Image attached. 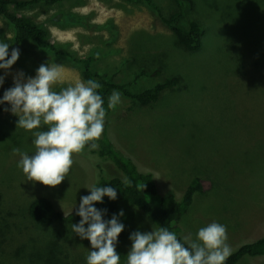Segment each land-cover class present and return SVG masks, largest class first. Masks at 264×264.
Segmentation results:
<instances>
[{
    "label": "rangeland",
    "instance_id": "374dc122",
    "mask_svg": "<svg viewBox=\"0 0 264 264\" xmlns=\"http://www.w3.org/2000/svg\"><path fill=\"white\" fill-rule=\"evenodd\" d=\"M194 1L192 9L183 1L182 24H203L206 33L198 52L179 46L161 20L178 11L175 0H151L159 11L146 2L64 0L22 14L44 25L60 49L92 57L94 70L117 83H132L133 93L179 79L146 107L121 97L118 108L106 115L103 133L127 161L153 174L161 195L172 193L182 201L193 179L212 181L209 192L194 195L180 223L181 236L195 239L201 227L219 222L227 226L233 253L264 237V0ZM4 39L10 43L13 32L0 17ZM32 46L19 49L20 58L2 88L13 87L19 73L34 77L41 64L62 66L63 82L53 90L85 81L78 66ZM144 70L147 74L137 79ZM18 119L6 111L0 116V264H32V255L33 264H45L53 241L64 252L63 262L86 264L90 241L73 233V224L43 228L28 209L35 199L48 198L61 212L77 210L80 198L96 186L95 156L85 152L87 147L73 154L70 172L58 186L27 181L13 149L33 154L34 136L17 128ZM105 166L107 176L118 173L109 161ZM121 210L125 229L116 251L120 264H126L130 234L154 227L141 210L122 203L115 214ZM238 264H264V256L244 257Z\"/></svg>",
    "mask_w": 264,
    "mask_h": 264
},
{
    "label": "clouds",
    "instance_id": "9594fccd",
    "mask_svg": "<svg viewBox=\"0 0 264 264\" xmlns=\"http://www.w3.org/2000/svg\"><path fill=\"white\" fill-rule=\"evenodd\" d=\"M7 39V38H6ZM0 40V87L20 58V50ZM63 82L60 64H41L34 77L19 73L14 86L0 97V106L9 105L4 111L17 116V128L31 131L35 152L31 155L19 148L13 154L20 159L17 167L27 181L40 182L55 187L70 172L73 154L99 148L97 141L103 134L107 111L115 110L121 103V94L113 90L105 101L98 92L102 85L93 79L78 80L59 91L53 86ZM46 127L43 131H33ZM90 193L80 198L76 214L81 217L72 225L73 233L90 241L91 250L86 264H120L121 255L116 245L125 225L120 222L123 210L104 219L107 209H98L96 203L104 198L117 199V191L111 186H93ZM131 248L126 264H225L231 256L227 226L211 222L201 227L195 236L178 238L177 234L161 226L149 232L130 234Z\"/></svg>",
    "mask_w": 264,
    "mask_h": 264
},
{
    "label": "trees",
    "instance_id": "16d2710c",
    "mask_svg": "<svg viewBox=\"0 0 264 264\" xmlns=\"http://www.w3.org/2000/svg\"><path fill=\"white\" fill-rule=\"evenodd\" d=\"M64 0H0V17L5 20L13 32V39L9 44H13V48H22L25 45L31 44L32 47H39L40 51L46 54H55L62 59H66L69 63L78 66L82 75L87 81L93 79L98 81L102 87L98 92L105 101V108H107V98L112 94L113 90L118 91L121 97L129 99L133 104L141 106H149L156 103L159 95L166 89H173L179 83L178 78H171L162 83L144 90L143 92L133 93L130 90L132 83H117L113 76L108 73H101L92 68V57H78L69 51L60 49L50 40V33L44 25L37 23L31 17L22 14L25 11L32 10L42 4L49 7L56 6V4ZM127 2H146L150 7L159 11L154 6L151 0H124ZM184 2H187L190 9L193 8L194 0H175L177 5V12L165 18L161 15V20L174 33L178 45L189 52H198L203 47V37L206 30L203 24L199 21L193 20L187 25L182 24L185 17ZM11 44V45H12ZM12 47L9 51L11 52ZM159 73V72H157ZM144 70L137 79L146 75ZM4 89L0 87V97L3 96ZM9 105L0 106V116L5 112L4 108ZM118 108V106H117ZM113 110L107 111V114ZM106 123V121H105ZM99 148L93 151L85 150L86 153L95 156L92 159L94 171H96V186H111L117 191V199L110 200L108 197L104 198L103 203H96L95 207L98 209H107V215L104 219H109L114 213L119 210L122 203L133 206L144 212L150 219L154 228L164 226L170 231L177 234L178 238L181 236L180 223L183 217L188 213L189 208L193 203L195 194H205L213 188V182L210 180L195 178L191 182L189 189L184 195L182 201H178L174 194L161 195L159 193L157 184L152 173L141 172L135 164L127 161L115 148L108 138L107 132L103 133L97 141ZM105 161V163H104ZM114 164L118 173L112 176L105 174V165ZM78 210V209H77ZM77 210L64 213L57 210L48 198L35 199L29 206L28 213L31 219L40 227L48 228L53 224L72 225L79 223L81 217L76 212ZM0 229V234H3ZM23 250V249H22ZM20 252L15 255L19 256ZM48 257L45 264H70L65 263L60 258L64 252L60 250L58 242H51L47 248ZM264 256V237L261 239L245 244L239 247L226 260L225 264H238L244 257H262ZM36 257H30V263Z\"/></svg>",
    "mask_w": 264,
    "mask_h": 264
}]
</instances>
